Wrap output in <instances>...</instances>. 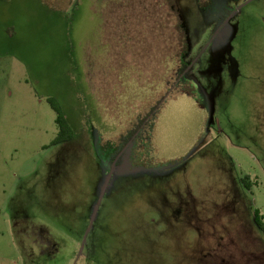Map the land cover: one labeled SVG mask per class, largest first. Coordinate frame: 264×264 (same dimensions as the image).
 I'll return each instance as SVG.
<instances>
[{"label": "rangeland", "instance_id": "rangeland-1", "mask_svg": "<svg viewBox=\"0 0 264 264\" xmlns=\"http://www.w3.org/2000/svg\"><path fill=\"white\" fill-rule=\"evenodd\" d=\"M220 1L0 0V264L264 257V0Z\"/></svg>", "mask_w": 264, "mask_h": 264}, {"label": "trees", "instance_id": "trees-1", "mask_svg": "<svg viewBox=\"0 0 264 264\" xmlns=\"http://www.w3.org/2000/svg\"><path fill=\"white\" fill-rule=\"evenodd\" d=\"M205 14V17H207L208 15L210 16L213 12V10H207V11H203ZM179 18L181 20V22L179 23V29L182 31L185 28V24L184 22H182V17L181 15H179ZM211 26L216 25V23L214 21L209 23ZM184 40V38H183ZM180 43V47H179V52L177 53V70H176V74H177V81L175 83L176 89L179 88V90L181 92L190 94V95H194L196 94V91H200L201 93H203L202 91V87L199 85L198 81L195 78L194 75V67H191L192 63L194 62V60L198 57V54L200 51L196 52L193 50L194 49V44L191 43L189 37L186 38V44L185 41H183ZM204 94V93H203ZM53 108L55 109V111L57 112V118H56V123L58 125L59 128V133L58 136L55 138V140L53 141V144H60V143H64L66 141H70L71 139L74 138V130L72 128V126L70 125V123L67 121L66 116L64 115V113L62 112L61 109H59V107L55 106L54 103L52 102V100H50ZM161 105V103H160ZM160 105L158 108H155V114H153V118L156 115V113L158 112V109L160 108ZM255 220L256 223L259 227V229L261 231H263L264 233V216L261 214L260 210L257 209L255 211Z\"/></svg>", "mask_w": 264, "mask_h": 264}, {"label": "flooded vegetation", "instance_id": "flooded-vegetation-1", "mask_svg": "<svg viewBox=\"0 0 264 264\" xmlns=\"http://www.w3.org/2000/svg\"><path fill=\"white\" fill-rule=\"evenodd\" d=\"M207 1H209L208 2V8L206 7V8H202L203 9V11H207V10H213L212 9V6L214 5V7H215V9L217 10L216 11V13H215V16H214V11L212 12V14L210 15V17L211 16H213V17H216V18H222V22L220 23V25L226 20V17L225 16H223L222 14V12H218L219 11V6H220V3L222 2V1H218V0H207ZM213 19H215V18H210V20H211V22L213 21ZM209 20V21H210ZM202 50V49H201ZM201 50H199L200 52H199V54H198V56L200 55V53H201ZM198 58V57H197ZM196 61H197V59H195L194 60V62L192 63V65H191V67H194L195 66V64H196ZM140 130H142V129H140L139 128V130H137L136 132H135V134H134V136L132 137V139L129 141V143L130 144H132L134 141H135V139L137 140V137H138V135H139V131ZM84 248V244H83V247H82V249Z\"/></svg>", "mask_w": 264, "mask_h": 264}, {"label": "crops", "instance_id": "crops-1", "mask_svg": "<svg viewBox=\"0 0 264 264\" xmlns=\"http://www.w3.org/2000/svg\"><path fill=\"white\" fill-rule=\"evenodd\" d=\"M245 254L251 256V260L254 259V262H257V264H264V257H261V254H258L256 252L250 251V250L245 252Z\"/></svg>", "mask_w": 264, "mask_h": 264}, {"label": "water", "instance_id": "water-1", "mask_svg": "<svg viewBox=\"0 0 264 264\" xmlns=\"http://www.w3.org/2000/svg\"><path fill=\"white\" fill-rule=\"evenodd\" d=\"M109 179H110V177H109ZM109 179L107 180V184H108V182H109ZM93 217H94V215H93ZM93 219V218H92Z\"/></svg>", "mask_w": 264, "mask_h": 264}]
</instances>
